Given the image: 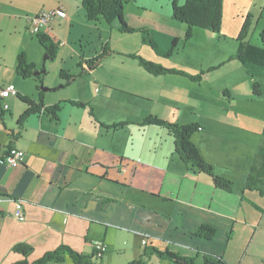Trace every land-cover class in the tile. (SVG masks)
<instances>
[{
    "label": "crops",
    "instance_id": "1",
    "mask_svg": "<svg viewBox=\"0 0 264 264\" xmlns=\"http://www.w3.org/2000/svg\"><path fill=\"white\" fill-rule=\"evenodd\" d=\"M175 1L183 5L186 0H131L125 6L126 21L133 28L143 27L176 37L166 28L153 26L151 23L159 18H173ZM47 2V0H0V90L9 84H14L17 89V95L0 98V264H13L25 259L22 254L15 251V246L18 244H27L33 248L28 260L34 262L61 245L88 254L90 251L88 243L94 245L95 262L113 264L114 256L111 255L114 254L107 257L104 254L122 253L116 246L115 235L119 233L115 231L117 225L135 233L136 240L132 241L133 245L127 252L134 258L133 260L145 261L146 264H161L165 261L167 264H172L151 254L150 248L154 247L160 251L170 250L189 257H196L199 254L202 257L205 253H209L223 258L228 264H241L238 263L237 258L248 254L255 240V235L253 237L249 235L247 239L249 245L243 253L240 251L241 247H236V243L239 240L242 242L243 238L242 235L237 236V229L252 226V220L248 217L250 210L249 212L243 210L247 207L245 201L248 202L250 209L259 208L254 199L248 197L258 192H244L250 163L258 148L253 153L254 157L250 156L253 149L249 153L239 155L238 159L249 166V168L246 165L241 166L240 180L225 174L221 175L233 180L235 185L240 182L239 192H235L234 189L233 193H227L216 189L212 178L199 172L193 173L196 184L190 192L189 183H193L194 180L184 177V173L172 167L169 162V159L174 161L178 158L179 163H182L181 167L187 166L175 153L173 137H171L172 147L167 146L165 149L163 143L150 146V141L147 146L145 142L136 143L133 139L125 142L122 140L121 136L129 132L132 137L136 129L146 133V129L157 125H143L144 120L151 115H147L146 118L125 115L124 111L128 110L129 103L118 101L120 98L118 93L148 97L150 95L145 92V86L153 87L155 94L160 95L158 103L169 104L174 113L172 119L165 117L160 119L181 125L198 123L199 120L196 119H192L196 122L182 123L176 117L178 113H184L183 107L187 108L184 105L185 101L189 102V83L179 80V77L185 76L172 73L154 76L141 65L135 64L129 69L123 65L124 62L121 64L114 62L113 54L104 59L96 69L88 70L89 73L86 75L96 84L104 86V90H101V97L105 100L104 108L100 113L93 108V115L89 108H80L69 103V101H84L89 106H97L95 99L85 97L86 85L84 88L80 87L79 80L77 91H67L83 76L65 87H60L66 84V81L60 77L59 83L49 85V88L44 90L38 89V83L34 78L24 79L19 76L17 64L21 52L26 53L29 62L35 64L37 71H43L45 50L37 36L32 35L25 24L21 29L16 25L11 29L16 39L13 40L14 45L8 49L9 42L3 34V21L21 19L25 22L26 18L40 11L63 6L67 18L52 21L49 31L46 32L61 46V40L54 35V23L73 26L75 20L68 11L69 4L66 5L67 7L49 6ZM133 9L137 12L136 16ZM142 15H146L145 21ZM94 24L96 27L106 26L110 32L114 27H119L116 21L109 26L105 22ZM212 34L221 35V33ZM102 38L103 35L101 40ZM105 43L107 42L104 41L102 44ZM180 44L181 40L175 52ZM112 46L115 49L114 45ZM238 47V42L236 45L233 44V48L230 46L229 52L225 54L219 65L225 64L224 68L235 66L233 69L237 71H234L233 75L228 72L224 82H237L238 85L230 90L245 85V92L250 93L248 98L251 97L252 100L254 99L252 84L253 81H258L257 76L260 75L251 78L240 63L235 64L237 60L230 61L237 53ZM61 50L59 49V52ZM125 51H129V54L137 53L132 47L130 50L122 49V52ZM151 52L152 55L148 57L150 61L162 64L166 68L179 70L176 64L163 63L156 59L157 57L167 61L172 56L164 59L152 48ZM98 54L96 51L91 56L83 55L79 64L82 63L83 68H87L86 61ZM105 67L110 69L109 72L102 71ZM223 67L221 69H224ZM63 70L66 68L64 67ZM69 73L79 76L81 72ZM211 75L212 73H205L199 84L202 86L210 81ZM137 85H139L136 87L137 91L131 89V86ZM41 92L45 106L62 103L58 119L51 118L45 109H41L39 113L31 115L21 129L18 120L26 111L27 105L21 101L20 96L32 97L38 101ZM96 92L100 93L97 88ZM227 96H229V99L226 98L229 104H235L237 99L234 95L231 97L228 93ZM115 103L124 112L123 117H125L118 123L112 117ZM4 105L8 108L4 109ZM205 108L206 120L213 122L209 126L203 125L204 123L199 124L203 127V131L211 132L213 137L216 130L212 129L217 127L214 122L219 124L218 127L221 129L216 132L219 135L223 132L234 134L263 130L264 126L260 129L256 124L252 129V123L246 122L241 118L242 114L234 110L219 108L215 112L208 102ZM191 114L193 117L196 116V113ZM116 125L119 127H115ZM233 130L235 132H232ZM239 140H242L241 144L246 149V138ZM195 142L199 143L197 139ZM13 147L25 152L24 163L16 168L1 163L7 151ZM165 157H168L167 162ZM205 159L215 167V172L218 174L217 168L221 165L210 158ZM186 169L188 172L187 167ZM200 182L207 184L209 187L207 191L199 190ZM18 209L23 210L24 221L16 217L15 213ZM203 225L216 229L217 234L214 239L207 240L196 235L197 229ZM139 235L151 236V244L145 247ZM97 243L105 244L107 251L96 261L95 244ZM201 257L198 263H202ZM64 264L74 263L68 259Z\"/></svg>",
    "mask_w": 264,
    "mask_h": 264
},
{
    "label": "rangeland",
    "instance_id": "2",
    "mask_svg": "<svg viewBox=\"0 0 264 264\" xmlns=\"http://www.w3.org/2000/svg\"><path fill=\"white\" fill-rule=\"evenodd\" d=\"M47 1L49 6L65 5V7H67L66 5L69 4L70 8H68V11L70 12L71 17L75 20V24L70 26L66 23H54V35H56L61 40L62 47L60 46V49L62 50L59 52L60 55L57 56L56 60L46 59L45 54V64L43 65L45 73L43 74L44 84L42 85V90L49 88V85H55V83H59V81H61L60 72L61 69H64V67L69 72H82V68L78 66V64L82 60L83 55L91 56L96 51H98L100 54L102 53L103 46L105 44H108L110 49L114 51L113 54L115 57L113 61L120 64L124 62L125 64L123 65H125L127 68L129 67V69H131V66H134V64L136 66H140L139 60L134 58V56L142 57L150 61L148 57L152 55V52L147 33L143 31L135 33H123L117 26L114 27L111 32L106 29V26L96 27L94 23H90L86 18V12L82 6V0ZM126 9L127 7L125 8V20ZM133 12L136 16L137 12L135 10ZM142 17L145 21L146 15H142ZM167 19L168 18H159L155 21H151V23L153 26L166 28L167 31L173 33L176 35V37H179L181 44L178 50L169 60L163 61L157 57L156 59L162 61L163 63H172L173 65L176 64L178 66L177 69L187 71V73L190 75H199L202 72L212 73L211 80L207 81L202 86L199 84L201 81L195 82L188 76L179 77L181 82L186 84L189 83V102L185 101L184 103V105L187 107L186 109L183 107L184 113L177 114L176 117H178V120H181L182 123H190L195 121H192V119H196L199 120L197 121L198 123H204L203 125L209 126L213 121L206 120L207 118L204 114V109H206L205 107L207 106L208 102L211 105V109L213 111L217 112L219 108L234 110L236 113H241V118L246 122L252 123V129L255 128V124L261 129V127L264 126V95L258 100H254L253 98L251 100V97L248 98L250 93L245 92V85L243 87H237L234 90H230V88H234L238 85L237 82L224 81L228 72H231L233 75L234 71H237L233 69L235 66L227 68L223 67L224 69L216 70V72L210 70H212L213 67H217L219 63H221L220 61L224 59L225 54L229 52L230 46L233 48V44L236 45L238 42L239 33L241 32L246 20L250 22L251 26L250 35L248 38L249 42L254 46L264 47V44L261 40V33L264 31V0H224L223 18L220 32L221 35H213L210 31L194 28L191 38L187 41V25L182 24L173 18L168 19V21ZM25 22L21 19L19 21H16L15 19L12 21L9 19L3 21V34L6 35L5 38L9 42L8 49L14 45L13 40L16 39L15 35L12 34L11 29L14 28V25L18 26L19 29L22 28L23 24L29 27L30 24L28 23V18L25 19ZM107 26H109V24H107ZM102 35L103 38L101 40ZM104 41L107 43L103 45L102 43ZM112 45H114L115 49ZM131 47L135 48V52L137 53L129 54V51H125L127 53L122 52V49L130 50ZM239 63L240 62L238 60L235 61V64ZM240 65L242 64L240 63ZM109 70L110 69L107 67L102 69V71L105 73L109 72ZM247 78L250 79L249 77ZM78 80L80 82V87L84 88L86 85L85 97H88L92 100L95 99V101H97L96 107L90 106L88 108H94L100 113L104 108L103 103L105 100H103L101 97V90H104V86L101 84H96L92 79L90 80L89 77H86L85 75L82 78L77 79L76 84L74 86H70L71 88L67 90L68 92L78 90ZM187 80H189V82ZM257 80L260 83L262 82L261 84L264 91V75L257 76ZM138 86L139 85L134 87L131 86V89H135L134 91H137L136 87ZM96 88L98 91H100V93L96 92ZM152 88L153 87L150 88L145 86V92L150 95L148 97H141L138 96V94L134 95L124 93L121 95V93H118L120 96L118 101L129 103L128 110L124 111L125 115L132 116L133 118L142 116L146 118L147 115H151L158 117L159 119H172L174 113H172L171 107L165 102L158 103L160 95L155 94V89ZM228 93L230 96L234 95L235 99H237L236 102H234L235 104H229V101L226 99H229V96H227ZM82 102L84 103V101ZM113 106L112 117L118 123L122 118H125L123 117L124 112L121 111V108L117 105V103H115ZM192 112L196 113L195 117L192 116ZM225 116H227V114H225ZM214 124H216L217 127L213 128L212 130H216V132L221 130L218 127L219 124L215 122ZM161 127L162 126H155L151 129H146V133L136 129L132 137L130 136V132L121 137L123 138L122 140H124V142L133 139V141L136 143L145 142L146 145L151 141L150 146L154 145L155 143H163L164 149L167 146L172 147V136L169 132V129L167 127ZM216 132H214L215 136L213 137L211 132L207 130L203 131L202 127L198 133L193 135V142L200 149L204 158H210L221 165L219 168H217L219 175L225 174L240 180L242 175L241 166L246 165L248 168L249 166L247 163L245 164L243 161L238 159V157L239 155L245 154V152L249 153L252 149L253 150L250 156L254 157L253 153L260 144L262 130L258 132H256V130H252L251 132L247 133H239L233 130L232 132H235L234 134H226V132H223L221 135L216 134ZM241 138H246V149L243 147V144H241L242 140H239ZM160 139H162V141ZM196 139L199 141V143L195 142ZM256 153L257 151L255 152V155ZM167 160L168 157L166 158L165 162H167ZM169 162L172 167L180 169L181 172L184 173V177L194 180L193 183H189V191L191 192L196 184V178L193 173H198V171L193 169L191 165H188L186 166L189 170L187 172L186 167L183 168L180 166L182 163H179L180 161L178 158H176L174 161L169 159ZM170 170L174 171L171 168ZM238 183L235 185V192H239L240 186ZM198 188L200 191H207L209 187L206 183L200 182ZM252 194L253 196L248 197L254 199L253 201L256 202V205L259 206V208L256 209L255 207H252V209H250L249 205H247L248 202L245 201V205L247 207L243 210L245 212H249L250 210L248 217H250L249 219L252 220V226L237 229V236L242 235L243 238L242 242L239 240L236 243V247H241L240 251L243 253V251L247 249L249 245V242H247L249 235L252 237L255 235V240L252 242L250 252L242 257L239 256L237 258L238 263L241 264H261L264 262V196L260 193ZM248 212L246 214H248ZM115 231L119 232L118 235L117 233L115 235L116 246L119 251H122V253L117 255L110 252L104 255L107 257L111 254H114L111 255L112 257L114 256L113 264H129L133 261H138V259L133 260L134 258H132V256L127 253L133 245L132 241L136 240V238H134L135 233L131 232L128 228L120 227L118 225L115 227ZM140 237L143 241L144 237ZM87 246L90 251L88 254L84 255L92 257L94 245L88 243ZM95 258L97 261L98 258L96 256ZM99 263H101V261H99ZM161 264H167V261Z\"/></svg>",
    "mask_w": 264,
    "mask_h": 264
},
{
    "label": "trees",
    "instance_id": "3",
    "mask_svg": "<svg viewBox=\"0 0 264 264\" xmlns=\"http://www.w3.org/2000/svg\"><path fill=\"white\" fill-rule=\"evenodd\" d=\"M130 1L131 0H82V6L85 9L86 18L89 22H105L107 24H112L116 21L119 23V30L123 33H135L139 31L147 33L153 51L160 57L169 59L178 47L180 38L160 31L145 28L138 29L128 25L125 20V6ZM223 2L224 0H186L183 5H179L178 2L175 1L173 3L172 17L174 20L187 25V41L191 38L194 28H200L219 34L222 26ZM250 31V22L246 20L239 33V47L237 53L235 56L231 57L230 61L238 60L244 66L247 75L254 78L257 75H264V47L254 46L249 42L248 38ZM34 36H37L43 46L46 58L56 60L60 49V43H56L55 40L48 36V34L43 33ZM261 40L264 44V31L261 33ZM113 53L114 51L110 49L108 44H105L102 53L86 61L85 65L87 68H83L82 63L79 64L82 68V72L79 76H73L68 71L62 69L60 77L66 81V84H62L60 87H65L75 81L78 77L87 75L89 73L88 70L96 69L104 59L113 55ZM134 58L138 59L140 65L148 73L154 76L165 75L168 73L180 74L190 77V79L195 82H200L205 75V72H202L199 75H190L183 70L168 69L162 64L148 61L142 57L134 56ZM224 65L225 64H220L217 67H213L210 71L219 70ZM36 71L35 64L29 62L25 52H21L17 64L18 75L24 79L34 78L38 83V89H42L44 75L42 72L41 75L35 76L34 74ZM252 95L254 96V99H259L264 95L262 84L256 80L253 81L252 84ZM20 99L27 105L26 111L18 120V125L21 129L24 127L27 119L31 115L39 113L41 109H45L53 119H58L59 113L62 110V103L53 106H45L42 100V92L41 98H38V101L28 96H20ZM69 103L83 108L90 107L89 104L78 101H69ZM89 109L93 115L92 108ZM143 125L167 127L174 139L175 153L187 166L191 165L192 168L196 169L199 173H204L210 176L216 189L227 193L234 192L235 183L230 179L218 175L215 172V167L203 157L200 149L193 142V135L202 129V126L199 123L181 125L164 121L155 116H149L144 120ZM115 127L119 126L116 125ZM261 135V143L254 159L250 163V170L245 183L244 192L256 191L264 196V127ZM216 234V229L208 225H203L196 231L197 236L207 240L214 239ZM15 251L22 254L25 259L13 264H64L68 259L74 264H101L93 260L94 256L89 257L84 255L67 245H61L54 251L47 252L34 262L28 260L33 253V248L31 246L27 244H18L15 246ZM150 252L161 259L170 261L172 264H228L223 258L209 253H205L202 257L200 254L196 257H189L170 250L160 251L154 247L150 248ZM146 255L148 256L147 251ZM200 257L202 258V263H198ZM129 264L146 263L145 261L138 260Z\"/></svg>",
    "mask_w": 264,
    "mask_h": 264
},
{
    "label": "built area",
    "instance_id": "4",
    "mask_svg": "<svg viewBox=\"0 0 264 264\" xmlns=\"http://www.w3.org/2000/svg\"><path fill=\"white\" fill-rule=\"evenodd\" d=\"M67 18V12L63 6L58 7L53 10H43L38 14L29 17L28 22L30 24L29 30L32 35L38 34H46L49 31V25L52 21L57 19H65ZM12 95H17V89L14 84H9L5 88H1L0 90V98L5 99ZM8 106L4 105V109H7ZM25 152L16 147L10 148L7 151V154L1 160V163H4L6 166L11 168H16L24 163ZM16 217L20 221L25 220V215L22 209H18L15 213ZM142 244L146 247L151 244V236L144 235ZM107 251V247L103 243L95 244V256L100 258Z\"/></svg>",
    "mask_w": 264,
    "mask_h": 264
},
{
    "label": "water",
    "instance_id": "5",
    "mask_svg": "<svg viewBox=\"0 0 264 264\" xmlns=\"http://www.w3.org/2000/svg\"><path fill=\"white\" fill-rule=\"evenodd\" d=\"M42 72L45 73V69L43 71H36L34 75L35 76H39V75H41Z\"/></svg>",
    "mask_w": 264,
    "mask_h": 264
}]
</instances>
